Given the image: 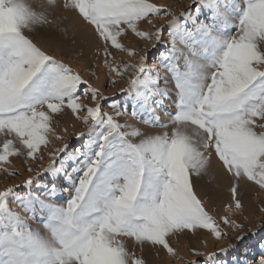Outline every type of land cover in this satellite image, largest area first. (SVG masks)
Instances as JSON below:
<instances>
[{"label": "snow or ice", "instance_id": "1", "mask_svg": "<svg viewBox=\"0 0 264 264\" xmlns=\"http://www.w3.org/2000/svg\"><path fill=\"white\" fill-rule=\"evenodd\" d=\"M60 8L58 0L39 6L31 0H0V134L5 137L0 165L21 155L42 160L37 153L49 144L48 134L59 117L71 114L89 128L88 135L78 134V146L65 144L49 154L43 182H36L41 184L39 195L31 179L23 194L13 188L0 191V264H145L128 241L154 250L160 246L175 255L170 236L206 230L224 239L221 224L243 232V225L211 214L212 197L202 196L197 185L215 157L230 183L236 210L243 208L237 198L241 182L264 190V0H195V7L181 14L183 23L164 12L172 16V40L171 48L163 50L156 45L165 44L164 27L152 24L162 11L149 0L63 4L92 28L105 57L112 55L110 47L126 50L118 38L128 30L153 43V55L174 78V113L164 108L169 93L157 83L159 73L147 66L152 56H140L123 68H113L107 59L105 65L128 76V87L122 89L128 93L126 110L137 119L151 113L152 126L171 129L162 133L140 131L104 113L102 102L108 98L26 34L59 27L54 17ZM141 21L152 25L153 34L140 31ZM84 96L94 106L81 104ZM153 104L161 107L169 124L155 117ZM127 128L132 131H122ZM129 136L139 142L131 143ZM12 198L32 218L41 212L47 236L12 211ZM225 210L233 211L232 205ZM237 241L245 260L237 257L233 264H249V258L250 264H264V238L255 247L244 246V235ZM230 250L240 251L236 245L220 251ZM193 251L205 256L199 264H223L215 252Z\"/></svg>", "mask_w": 264, "mask_h": 264}, {"label": "rangeland", "instance_id": "2", "mask_svg": "<svg viewBox=\"0 0 264 264\" xmlns=\"http://www.w3.org/2000/svg\"><path fill=\"white\" fill-rule=\"evenodd\" d=\"M46 2L47 0H31L34 6H39ZM58 2L61 8L57 11L54 18L59 24V27L54 24L51 26V29L44 28L36 34L27 33V35L35 39L34 41L40 42L50 53L56 55L58 59L63 60L76 71L81 72L84 79L89 82L92 88L103 93V95L108 98L107 102H102L103 111L107 115L114 116L118 123H127L132 125L133 128L147 133L170 131V128L165 129L152 126V124L149 123L152 119L151 113L142 114L140 118L137 119L131 114L130 110H126L129 108V105H126L124 101L127 99L128 93L127 91H122V89H127L128 87V76H119L116 72L110 71L109 67L105 65V60L107 59L113 68H123L125 64L137 63L140 56H152V59L146 61L147 66L152 68L154 73H159V80L157 83L161 89H165L169 93V99L164 101V108H166L168 112L174 113L175 109L171 103V100L175 99V93L177 91L174 78L170 75L168 70H166L164 65L153 55L155 52L153 43L137 37L128 30L124 35L118 38L126 50L121 51L110 47L112 55L110 57H105L102 47L97 44L92 28L85 26L82 21L77 20L78 18L75 17L76 15L74 12L63 9V4L65 2H70V0H58ZM149 2L159 6L162 11L161 16L152 18V24L156 27H164L162 39L165 41V44H157L156 48L161 50L164 48H171L172 37L168 35V24L169 21L172 20V16L164 15L163 13H173L177 20L183 23L181 14L194 8L195 0H149ZM77 22L79 24H77ZM68 23L71 24V28ZM83 25L84 27H81ZM66 26H69V29ZM137 26L140 31L147 32L150 35L153 34V27L147 22L141 21ZM65 29H68L69 33L68 31L63 32ZM61 34L64 36L62 37ZM79 34L81 35L79 36ZM177 46L183 49L182 44H178ZM131 52L138 53V55L133 57L130 54ZM159 98L160 97L157 96V99ZM79 102L86 106H94V102L90 96L82 97ZM112 104L115 105V108L110 106ZM152 109L154 110L155 117H158L161 123H170L159 105L153 104ZM56 115L59 117V114ZM81 115H86V112H81ZM53 127L55 131L50 132L47 137L49 144L47 146H42L41 153H37L38 157L41 155L43 156L42 160L30 159L25 155H21L19 157H10L11 163L9 164L0 165V191L13 188L17 194H23L26 192V181L31 179L34 182L37 195H39L41 184L36 182H43L42 177L46 175L44 169L49 166L52 159L49 154L56 149L63 148L65 144H67L69 148L78 146V134H89L88 126L85 125L82 120L76 119L71 114L59 117V123L54 124ZM65 128L67 131H65ZM122 131L131 132L132 128L122 129ZM58 136L63 137V139H57ZM7 138L11 137L9 136ZM4 139L5 137L0 134V148H2ZM128 139L133 144L139 142L138 137L129 136ZM60 155H63V153H58V157ZM4 169H7V171ZM28 169H32V171H28ZM11 173L16 174L11 175ZM208 174L210 178H207L205 183L210 185L207 188L198 185L197 190L200 191L203 196L205 189L207 190L213 185H218V187H215L214 191H207V194H212L211 197L214 205V210L211 214L214 215L217 220H221L222 217L227 216L229 220L234 221L236 224L243 225V232L237 228L221 224L225 234L224 239H217L214 235L207 233L206 230H201L198 235L177 234L175 236H170L167 239L169 240L170 246L174 249L175 255L169 254L166 249L160 246H157V249L154 250L148 247L142 248L138 245H134L133 241H128L129 249L135 253L138 259H143L145 264H199L200 261L205 259V256L195 255L193 251L195 250L205 254L215 252L220 257L223 264H233V261L237 257H239L242 262L245 260L244 249L241 247V242L237 241V236H245V247H255V242L264 238V190H261L258 185L253 184L251 181L247 183L241 182L238 188L237 198L242 201L243 208L242 210H236L235 201L232 199V194L230 192V183L220 172V162H218L215 157L211 159ZM64 197L65 199L67 198L66 192L64 193ZM41 198L43 199V197ZM8 203L12 211L22 216L30 228L39 231L41 235H48L47 229L41 222L42 214L39 210L35 218H32L18 203H16L15 198L10 199ZM229 204L233 207V211L231 212L225 210ZM253 233L256 234L255 237L251 240L248 239L253 236ZM230 245H236V248H239L240 251L236 252L230 250L229 254L220 251L221 249H229Z\"/></svg>", "mask_w": 264, "mask_h": 264}, {"label": "bare ground", "instance_id": "3", "mask_svg": "<svg viewBox=\"0 0 264 264\" xmlns=\"http://www.w3.org/2000/svg\"><path fill=\"white\" fill-rule=\"evenodd\" d=\"M33 5H34V4H33ZM69 15H70V14H69ZM57 16H58V15H57ZM72 16H73V15H72ZM72 16H71V18L73 19ZM75 17H76V16H75ZM73 20H74V19H73ZM77 20H79V19H77ZM77 20H76V21H77ZM71 22H72V21H71ZM73 24H74V23H73ZM73 24H72V25H73ZM77 24H79V23L77 22ZM80 24H81V22H80ZM62 25H63V24H62ZM65 25H66V24H65ZM68 25H70V28H71V24L68 23ZM66 27H67V26H66ZM68 27H69V26H68ZM68 27H67V28H68ZM73 27H74V26H73ZM81 27H84V25L81 26ZM51 28H52V27H51ZM51 28H50V29H51ZM78 28H79V27H78ZM61 29H63V28H61ZM68 29H69V28H68ZM68 29H67V31H68V33H69V30H68ZM84 29H85V28H84ZM49 31H50V30H49ZM51 32H52V31H51ZM63 32H64V30H63ZM82 32H83V31H82ZM26 34H27V33H26ZM62 34H64V33H62ZM62 34H61V36L63 37L65 34H64V35H62ZM83 34H85V33H83ZM58 35H59V34H58ZM80 35H81V34H79V36H80ZM68 37H69V36H68ZM34 38H36V37H34ZM40 39H41V37H40ZM34 40H35V39H34ZM59 41H60V40H59ZM61 41H62V39H61ZM80 42H81V41H80ZM67 43H68V42H67ZM54 44H55V43H54ZM63 44H64V43H63ZM63 44H62V45H63ZM50 45H51V44H50ZM57 45H58V44H57ZM59 45H60V44H59ZM64 46H65V45H64ZM61 47H62V46H61ZM210 174H211V173H210ZM207 178H210L208 173L205 174V176H204V180L201 181L200 184H198V185H199V186L201 185V186H204L205 188H207V187L210 185V184H208V183H205V182H206L205 180H206ZM209 182H210V181H209ZM198 185H197V186H198ZM211 185H212V184H211ZM213 186H214V185H213ZM213 186H211V188H212ZM211 188H210V189H211ZM210 189H207V190L205 189L204 192H203V194L205 195V193H207V191L210 190ZM210 193H211V192H210ZM211 195H212V194H211Z\"/></svg>", "mask_w": 264, "mask_h": 264}]
</instances>
